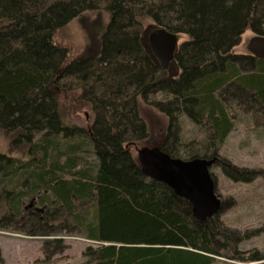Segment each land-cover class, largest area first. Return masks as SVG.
I'll list each match as a JSON object with an SVG mask.
<instances>
[{"label": "trees", "instance_id": "16d2710c", "mask_svg": "<svg viewBox=\"0 0 264 264\" xmlns=\"http://www.w3.org/2000/svg\"><path fill=\"white\" fill-rule=\"evenodd\" d=\"M87 12L108 25L93 55L70 61L56 35ZM156 28L187 37L171 75L147 46ZM247 31L264 36V0H0V138L15 136L27 156L0 150V229L50 237L48 260L77 235L91 243L83 264H264L218 215L196 220L189 201L145 176L133 148L154 138L150 108L167 119L160 148L171 157L217 158L232 180L252 179L219 157L234 129L226 101L264 107V61L235 52ZM78 104L92 108L91 125L66 122ZM183 118L203 127L196 150Z\"/></svg>", "mask_w": 264, "mask_h": 264}, {"label": "rangeland", "instance_id": "374dc122", "mask_svg": "<svg viewBox=\"0 0 264 264\" xmlns=\"http://www.w3.org/2000/svg\"><path fill=\"white\" fill-rule=\"evenodd\" d=\"M97 19L101 21L100 29L93 25ZM108 22L109 16L105 12L84 13L59 30L56 41L70 49V61L89 57L94 54L90 47L96 49L97 40L101 37L99 32L101 28L104 29L108 25ZM253 37L255 34L247 31L235 52L248 53V45ZM186 38V36H181L179 45ZM88 51L91 53H87ZM170 69L168 70L170 75L172 72H177L175 64ZM226 102L234 114V129L221 147L219 157L253 174L250 176L252 178L250 181L237 182L229 178L221 166H215L212 169L217 182V194L226 202L218 218L226 227L237 230L239 233L242 238L239 245L240 251L256 250L264 253V233H260V229L264 227V107H256L253 103L242 105L233 99ZM81 105L78 104L80 107L77 109L67 110L65 116L67 123L79 126L92 124L95 117L92 108ZM146 111L145 115L152 119L150 125L154 138L139 142L136 147L132 146L136 158L138 150L160 147V141L166 135L168 122L165 116L150 108H146ZM182 128V140L185 144H194L192 148L195 149V144H201L205 140L203 127L193 124L186 118L182 120ZM15 140V136H2L0 150L9 156L26 161L24 146L18 145ZM2 212L0 207V217ZM46 241H50V237H33L23 232L0 229V253L5 264H83L86 261L83 253L91 245L80 236H68L62 244V250H54L52 257L48 260L44 254ZM55 247H58V244L51 242L48 249L52 250Z\"/></svg>", "mask_w": 264, "mask_h": 264}, {"label": "water", "instance_id": "95a60500", "mask_svg": "<svg viewBox=\"0 0 264 264\" xmlns=\"http://www.w3.org/2000/svg\"><path fill=\"white\" fill-rule=\"evenodd\" d=\"M147 46L161 67L169 69L179 50V36L166 29H151L146 34ZM248 54L264 61V36L253 37ZM138 163L149 179L166 184L178 196L192 205L198 221L217 216L223 200L217 194V182L212 172L217 158L181 159L171 157L160 147L138 150Z\"/></svg>", "mask_w": 264, "mask_h": 264}]
</instances>
